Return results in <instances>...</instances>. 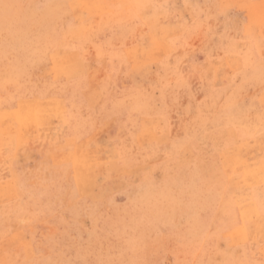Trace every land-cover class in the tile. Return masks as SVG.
I'll use <instances>...</instances> for the list:
<instances>
[{"label":"rangeland","instance_id":"1","mask_svg":"<svg viewBox=\"0 0 264 264\" xmlns=\"http://www.w3.org/2000/svg\"><path fill=\"white\" fill-rule=\"evenodd\" d=\"M263 155L264 0H0V264H264Z\"/></svg>","mask_w":264,"mask_h":264},{"label":"bare ground","instance_id":"2","mask_svg":"<svg viewBox=\"0 0 264 264\" xmlns=\"http://www.w3.org/2000/svg\"><path fill=\"white\" fill-rule=\"evenodd\" d=\"M148 20V19H147ZM231 127V126H230ZM230 127H229V130H230ZM228 129V128H227ZM234 129H232L231 128V131H233ZM226 134H228V133H226ZM228 136V135H227ZM244 137H242V138H240V139H243ZM238 138H236V140H237ZM245 139V138H244ZM248 139V138H247ZM249 140V139H248ZM252 141V140H251ZM242 142V141H241ZM233 145V144H232ZM239 147V146H238ZM234 152H235V150H234ZM237 153V152H236ZM240 153V152H239ZM255 154V153H254ZM217 156V155H216ZM264 156V155H263ZM220 158V157H219ZM228 160V159H227ZM220 163V162H219ZM205 165V164H204ZM220 165V164H219ZM224 167V166H223ZM206 169V168H205ZM260 168H258V170H259ZM263 167L261 168V172H260V174L263 172ZM223 171V170H222ZM224 172V171H223ZM218 179V178H217ZM231 179V178H230ZM240 179V178H239ZM233 182H234V180H233ZM236 182V181H235ZM234 182V183H235ZM240 182V181H239ZM241 187V186H240ZM236 192V191H235ZM251 200L252 201H250V202H248V204H252V205H255V203H254V197L252 196V198H251ZM257 215V214H256ZM225 216V215H224ZM261 217V216H260ZM257 218H258V216H257ZM252 221V220H251ZM254 221V220H253ZM260 222H262V221H260ZM251 223V222H250ZM255 225V224H254ZM262 225V224H261ZM258 224H257V226H256V231L258 230ZM260 227V226H259ZM255 228V227H254ZM260 229H262V228H260ZM255 231V230H254ZM258 233L260 232L259 230L257 231ZM263 233H264V231H263Z\"/></svg>","mask_w":264,"mask_h":264},{"label":"snow or ice","instance_id":"3","mask_svg":"<svg viewBox=\"0 0 264 264\" xmlns=\"http://www.w3.org/2000/svg\"><path fill=\"white\" fill-rule=\"evenodd\" d=\"M7 7V5H5ZM98 264H135V262L120 260V261H102L98 262Z\"/></svg>","mask_w":264,"mask_h":264}]
</instances>
